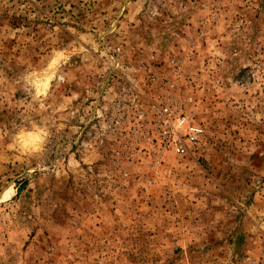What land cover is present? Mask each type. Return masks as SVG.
Returning a JSON list of instances; mask_svg holds the SVG:
<instances>
[{"label":"rangeland","instance_id":"rangeland-1","mask_svg":"<svg viewBox=\"0 0 264 264\" xmlns=\"http://www.w3.org/2000/svg\"><path fill=\"white\" fill-rule=\"evenodd\" d=\"M0 264H264V0H0Z\"/></svg>","mask_w":264,"mask_h":264},{"label":"built area","instance_id":"built-area-1","mask_svg":"<svg viewBox=\"0 0 264 264\" xmlns=\"http://www.w3.org/2000/svg\"><path fill=\"white\" fill-rule=\"evenodd\" d=\"M156 142L163 152L177 156H189L204 133L191 116L169 103H164L157 112Z\"/></svg>","mask_w":264,"mask_h":264},{"label":"trees","instance_id":"trees-1","mask_svg":"<svg viewBox=\"0 0 264 264\" xmlns=\"http://www.w3.org/2000/svg\"><path fill=\"white\" fill-rule=\"evenodd\" d=\"M22 189H23V186L17 188V195H19L21 193Z\"/></svg>","mask_w":264,"mask_h":264}]
</instances>
